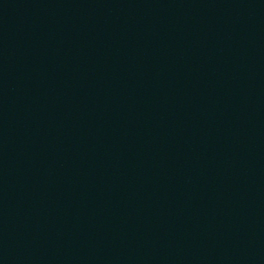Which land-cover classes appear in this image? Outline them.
<instances>
[{"label": "water", "instance_id": "obj_1", "mask_svg": "<svg viewBox=\"0 0 264 264\" xmlns=\"http://www.w3.org/2000/svg\"><path fill=\"white\" fill-rule=\"evenodd\" d=\"M0 264H264V0H0Z\"/></svg>", "mask_w": 264, "mask_h": 264}]
</instances>
